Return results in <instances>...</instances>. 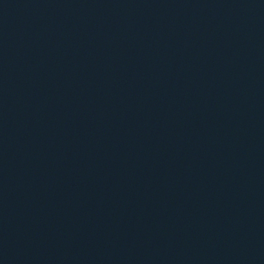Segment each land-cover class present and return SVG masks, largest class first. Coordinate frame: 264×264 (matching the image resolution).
<instances>
[{"label":"water","instance_id":"95a60500","mask_svg":"<svg viewBox=\"0 0 264 264\" xmlns=\"http://www.w3.org/2000/svg\"><path fill=\"white\" fill-rule=\"evenodd\" d=\"M0 264H264V0H0Z\"/></svg>","mask_w":264,"mask_h":264}]
</instances>
